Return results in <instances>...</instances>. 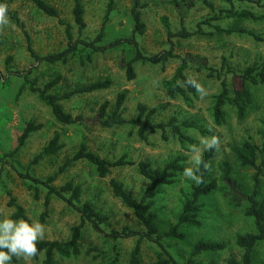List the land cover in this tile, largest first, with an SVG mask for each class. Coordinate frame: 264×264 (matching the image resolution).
I'll list each match as a JSON object with an SVG mask.
<instances>
[{
    "label": "rangeland",
    "instance_id": "1",
    "mask_svg": "<svg viewBox=\"0 0 264 264\" xmlns=\"http://www.w3.org/2000/svg\"><path fill=\"white\" fill-rule=\"evenodd\" d=\"M5 1L8 9L17 13L23 27H20L9 13L7 23L0 24V218L12 217L16 208L10 206L9 202L14 197L25 208L30 223L36 220L44 225V239L70 238L72 227L81 222L80 212L56 194H52L48 214L44 217L48 188L22 176L31 173L45 181L59 172L52 186L61 188L71 180L76 185L80 184L83 193L79 200H75L76 207L86 200H91L103 213L109 214L110 220L102 226L105 231L121 229L125 225L137 230L142 229L143 226L134 212L113 194L111 178L122 181L134 198L140 200L149 184L140 173V161L149 162L150 169L153 170L163 168L176 157L183 156L186 157L182 161L186 168L196 167L192 162L193 153L190 150L194 145L181 144L172 136L170 128L166 139L161 131L148 133L147 140L139 137L138 126L132 120L137 115L138 104L145 103L150 107H160L156 121L167 122L176 117L178 123H182L189 118L203 128L221 134L222 137L218 138L219 144L209 164L210 172L220 181V187L204 198L202 225L184 227L187 233L184 240L162 239L165 252L158 244L145 240L142 244L140 264H156L158 254L162 251L164 258H168L170 253L176 260L186 262L190 256L191 244L199 238L222 239L228 242L224 251L209 252L197 257L202 264L211 260H215L216 264H228V259L232 256L241 261L243 252L236 244V235L254 231L255 225L253 219L245 215L244 207L235 204L234 197L238 196L241 190L248 191L251 188L255 170L238 169L237 164L235 165L233 178L237 179V185L242 188L238 191L232 187L226 188L221 180L219 165L225 159L234 164L231 147L236 143L248 139L262 145L264 94L260 95L245 120L237 119L236 114L232 112L229 123L216 125L212 107L214 95L220 92L221 84L219 80L212 79L207 74L209 67L220 69L224 58L238 73L254 61L264 62V0H141L145 3L141 10L146 27L143 34L136 35L140 50L146 55H153L171 48L180 57L170 59L165 68L162 65L136 62V78L130 81L127 80L126 63L136 52L135 46L131 44L94 51L80 43L74 58L65 63L54 64L37 62L32 56V51L43 56L66 49L69 45L68 26L74 41H93L103 26L104 37L98 45L106 46L117 38H129L134 28L131 9L135 0H115L109 18L106 17L108 0H83L86 26L82 29L74 19L73 0H46L58 10L59 17L47 15L32 0ZM208 1L213 3V7ZM232 6L249 9L263 18L234 20L222 17L203 22L219 13L221 9ZM216 26L221 27V30ZM183 27L190 32H197L189 38L176 35L169 37V31L177 33ZM181 57L186 58L189 64L186 70L188 76L206 91L203 96L198 93L192 101L193 105L181 98L171 99L163 86V81L171 78L181 64ZM16 71H30L29 78L37 80L41 87L60 75V82L51 90L60 94L104 78H110L113 84L108 89L77 94L62 101L64 108L73 116L82 115L79 122L65 125L55 119L50 107L41 101L36 93L31 92L28 86L24 87L18 96L25 80L17 75ZM231 78L232 76L228 75L230 82ZM234 81L237 82L238 79L235 78ZM122 91H127L124 103L127 122L112 128L101 126L97 118L99 109L108 101L107 111H112L116 97ZM28 121L43 123L44 126L33 132L16 154L7 155L17 147ZM57 132L63 147L56 154L46 156L37 164L31 165L34 157ZM187 133L197 140L195 146L203 159L205 152L210 150L206 148L204 141L212 136H203L193 129L187 130ZM82 144L111 160L125 155L127 160L133 161L134 164L113 168L110 175L104 178L100 177L95 167L86 160H77L61 169ZM193 183L196 182L179 172L173 184L160 187L152 208L158 214L162 231L177 221L185 196L191 192ZM36 192L38 198L35 196ZM261 192L264 195V177ZM65 195L69 197L71 193L67 192ZM83 232L82 253L69 258L57 256V264L108 263L111 255L110 240L95 231L89 222ZM136 242L137 237L117 241L118 264H131V253ZM43 257L41 255L39 258L32 257L27 260L20 257L18 263L11 264H42ZM254 259L255 264L264 261L263 243L257 247Z\"/></svg>",
    "mask_w": 264,
    "mask_h": 264
},
{
    "label": "trees",
    "instance_id": "2",
    "mask_svg": "<svg viewBox=\"0 0 264 264\" xmlns=\"http://www.w3.org/2000/svg\"><path fill=\"white\" fill-rule=\"evenodd\" d=\"M34 4L42 10L44 13L50 16L59 17L58 10L49 4L46 0H32ZM73 14L76 24L80 29L86 26L84 15L85 7L83 0H73ZM115 0H108L107 4V15L109 18L113 8ZM233 1V0H228ZM242 1V0H239ZM0 2L7 5L5 0H0ZM208 4L213 7V3L208 1ZM145 3L141 0H135L134 5L131 9V15L134 21V28L132 36L129 38H117L115 41L111 42L106 46L98 45L104 37V26L93 41L87 40H73V35L68 26L67 32L69 36V45L66 49L50 53L47 55H39L32 51V56L37 62H47V63H57V62H67L68 60L74 58L79 50V44H83L94 51H105L108 48L123 46L126 44L134 45L136 52L133 58L126 63V74L127 80H133L136 78V71L134 64L136 62H142L144 64L152 65H165L170 59L180 57L174 52L173 49L162 50L159 53L153 55L144 54L140 48L138 41L136 39L137 34H143L145 31V23L142 18V7ZM8 9V6H7ZM7 13L16 21V23L23 27V23L20 21L17 13L11 12L9 9ZM231 18L234 20H244V19H260L263 16L256 15L253 11L249 9H238L235 7H230L226 9H221L219 13L214 15L210 19L203 21L204 23L209 22L211 19L220 18ZM216 28L221 30V27L216 26ZM197 32V31H196ZM196 32H190L185 27L179 30L177 33H172L169 31V37L172 36H182L184 38H189ZM227 32H232L227 30ZM253 36L255 33H251ZM256 36V35H255ZM182 62L177 67L174 75L163 81V86L167 95L171 99L181 98L188 102L190 105L194 98L197 97L198 93L194 87H192L189 81H195L193 78L189 77L186 70L189 64L186 58L181 57ZM201 69V68H199ZM14 73V72H13ZM20 77L24 78V85L18 92V96L24 87L28 86L29 90L36 93L41 101H43L47 106L50 107L52 114L55 119L65 125H70L79 122L82 119V115L73 116L68 112L62 101L68 100L77 94H87L96 91L108 89L112 86L113 81L110 78L99 79L97 81L88 83L76 87L72 90L66 91L62 94L58 92H51V90L57 86L60 82V75L51 81L47 82L43 87L37 84V80H31L29 78L30 71L15 72ZM228 75H231V82L228 79ZM2 76L0 70V77ZM208 77L220 81L221 90L219 93L214 95L212 114L213 120L216 125H224L229 123L232 112L236 114L237 119L245 120L250 114L251 110L257 104L260 95L264 94V62L254 61L253 63L245 66L240 73H238L229 63V61L224 58L222 67L220 69L215 67H209L207 74ZM235 78L238 79L235 82ZM264 96V95H263ZM127 98V91H122L118 93L116 97V103L113 106V110L108 112L107 108L109 102L106 101L99 109L97 118L99 124L106 128H112L117 125H123L127 122L124 115V103ZM160 111V107H150L145 103H139L137 106V115L132 122L138 126V135L142 140H147L148 133L162 132L163 137L167 138V131L170 128L172 136H174L181 144H192L196 145L197 140L187 130L193 129L200 132L203 136H215L221 138L222 135L215 132L214 130H209L203 128L193 119H186L182 123H178L176 117H172L169 121H156L155 118ZM43 123H38L35 121H28L22 134L19 137V142L17 147L7 155L16 154L20 148L25 144L29 136L40 129L43 128ZM185 128V130H184ZM264 139V130L261 132ZM63 144L60 143V134L57 132L50 139L48 144L34 157L31 161L32 164H37L44 157L56 154ZM232 156L234 159V164L228 159H225L219 165L221 171V180L225 184L226 188H235L238 191L242 188L237 185V179L233 178L236 172V164L238 169H254L255 172L252 175L253 185L248 191L241 190L239 195L234 197L235 204L239 207H244V213L247 217H250L254 221L255 230L245 233H238L236 235V244L242 250V260H238L236 257L232 256L228 259V264H255V253L257 247L263 243L264 244V195L261 192L262 178L264 177V140L262 145H259L251 140L245 139L240 143H236L231 147ZM215 154V148L210 149L205 152L203 156V163L199 166L197 175L202 178V183H193L192 190L189 194L185 196L183 201L180 214L177 221L169 226L165 231H162L159 226V218L156 211L152 208L155 203V198L159 193V189L162 185H170L174 183V178L179 172H184L186 168L182 163L186 157L179 156L176 157L171 162L167 163L163 168L150 169L151 165L147 161H140L138 163L140 173L149 181L148 186L144 190L140 200H136L134 195L127 190L125 184L116 179L111 178L110 185L113 194L119 198L122 203L130 208L137 220L143 226L142 229H134L129 225L123 226L121 229H111L109 232L105 231L102 227L104 224L110 220L109 214L103 213L94 202L91 200H86L81 206L76 207L75 200H79L82 196V186L80 184L76 185L72 180L68 181L61 188H56L52 186L59 174L49 176L47 180H41L34 177L31 173L22 174L23 177L29 178L37 183H41L48 188V193L45 198V210L43 216L45 217L49 211L50 196L56 194L61 199L65 200L70 206L76 208L81 214V222L74 225L71 230V236L67 240H48L43 239L38 241V255L34 258H39L43 255L42 264H57L56 257H73L79 256L82 253L81 241L83 237V229L87 222H89L92 228L101 233L103 236L107 237L109 241L110 257L108 263L100 264H118L119 250L117 249V241L123 238L137 237V242L131 253V264H140V254L142 250V244L145 240L154 242L158 244L161 249L165 252V247L162 243V239H180L184 240L187 238V233L184 227L195 226L200 227L202 225V212L205 206L204 198L211 195L213 192L217 191L220 187V181L215 178L210 172L211 167L209 166L211 158ZM77 160H86L90 165L95 167L96 172L102 178L110 175L113 168L122 167L126 165H133L134 162L127 160L124 155L116 160H111L100 156L99 154L91 151L87 148L85 144H82L80 149L61 167H67ZM259 160H261L259 162ZM196 168V167H195ZM70 192L71 195L67 197L65 193ZM229 194V193H227ZM36 198H38L37 192L35 193ZM10 206L16 208L12 215V219H25L30 222L29 217L26 214L25 208L17 202V200L12 197ZM1 207V205H0ZM1 216V209H0ZM228 246V242L222 239H206L199 238L193 244H191V252L186 262H180L176 260L170 253L168 258L163 257V251L158 254V261L156 264H202L198 261L197 257L209 252H220L224 251ZM90 251V250H89ZM88 251V252H89ZM168 253V251H166ZM20 257H13L12 263H18ZM207 264H216L215 260H211ZM264 264V261L261 263Z\"/></svg>",
    "mask_w": 264,
    "mask_h": 264
},
{
    "label": "clouds",
    "instance_id": "3",
    "mask_svg": "<svg viewBox=\"0 0 264 264\" xmlns=\"http://www.w3.org/2000/svg\"><path fill=\"white\" fill-rule=\"evenodd\" d=\"M7 5L0 2V24L7 23ZM201 96L206 95L205 89L195 81H189ZM207 149H214L219 144V139L212 136L204 141ZM192 162L196 168L184 169L183 175L196 183H202V178L197 175L199 166L203 163L196 146L191 147ZM45 227L40 222L32 220L31 223L23 218L14 220L10 217L0 218V264H11L13 257L28 258L38 255L37 243L44 239Z\"/></svg>",
    "mask_w": 264,
    "mask_h": 264
}]
</instances>
